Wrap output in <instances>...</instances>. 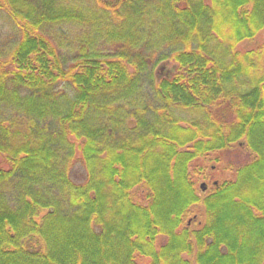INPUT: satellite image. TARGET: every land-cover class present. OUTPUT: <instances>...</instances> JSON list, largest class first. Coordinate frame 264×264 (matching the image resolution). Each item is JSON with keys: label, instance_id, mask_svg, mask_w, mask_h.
I'll use <instances>...</instances> for the list:
<instances>
[{"label": "trees", "instance_id": "16d2710c", "mask_svg": "<svg viewBox=\"0 0 264 264\" xmlns=\"http://www.w3.org/2000/svg\"><path fill=\"white\" fill-rule=\"evenodd\" d=\"M263 33L264 0H0V264H264Z\"/></svg>", "mask_w": 264, "mask_h": 264}, {"label": "rangeland", "instance_id": "374dc122", "mask_svg": "<svg viewBox=\"0 0 264 264\" xmlns=\"http://www.w3.org/2000/svg\"><path fill=\"white\" fill-rule=\"evenodd\" d=\"M258 41H259V44L262 43L264 41V33L260 35V37L258 38ZM258 44V43H256ZM255 47V43H248V44H245L243 45L241 48L243 49H247V48H254ZM175 68L176 66L175 65H172V64H162L158 71H157V76L158 78H164L166 77L167 75L169 74H173L175 72ZM238 155H237V152L236 151H227L225 153H223L222 155V164H217L214 160H208L207 163L209 164V168L210 167H215V171L213 173V180H216V178H220V179H223L225 177H229L230 176V173H226L223 171V167H220L221 166H226V164L228 162H239L240 160H242L243 162L246 161V156L244 157H239V159H237ZM224 160V161H223ZM215 163V164H214ZM84 174H85V171H84V167L82 164L78 163L75 165V168L73 170V177L75 180L77 181H82L84 179ZM202 188L205 187V184L203 182L200 183Z\"/></svg>", "mask_w": 264, "mask_h": 264}, {"label": "water", "instance_id": "95a60500", "mask_svg": "<svg viewBox=\"0 0 264 264\" xmlns=\"http://www.w3.org/2000/svg\"><path fill=\"white\" fill-rule=\"evenodd\" d=\"M205 188V187H204Z\"/></svg>", "mask_w": 264, "mask_h": 264}]
</instances>
